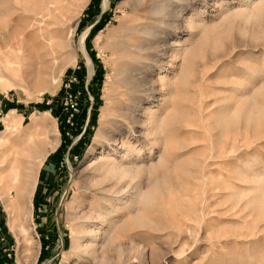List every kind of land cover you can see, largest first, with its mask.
I'll list each match as a JSON object with an SVG mask.
<instances>
[{
	"label": "rangeland",
	"instance_id": "rangeland-1",
	"mask_svg": "<svg viewBox=\"0 0 264 264\" xmlns=\"http://www.w3.org/2000/svg\"><path fill=\"white\" fill-rule=\"evenodd\" d=\"M35 1L0 0V42ZM124 1L72 0L44 49L0 53V264H264V0H193L142 106L162 133L143 110L108 142Z\"/></svg>",
	"mask_w": 264,
	"mask_h": 264
},
{
	"label": "bare ground",
	"instance_id": "bare-ground-1",
	"mask_svg": "<svg viewBox=\"0 0 264 264\" xmlns=\"http://www.w3.org/2000/svg\"><path fill=\"white\" fill-rule=\"evenodd\" d=\"M71 1H35L32 6V15L26 17L28 22L24 28L20 31L11 29L0 42V53L9 57L8 66L15 62L18 64L25 59L26 42L30 43V39L32 40L34 36H36L35 39H38V41L33 40L36 42L35 46H39L40 48L38 47V49L41 51V48L44 49L56 37V33L61 32L60 29H56L55 33H53L50 29L51 32L46 33L48 35L46 37L44 34L45 26L41 25L46 24V19L53 17L56 11H59L62 16H66L68 12H71V7L68 6ZM193 3V0H125L118 6V10L122 11L123 14L122 26L114 35V39L109 46L111 57L114 60V87L112 88V98L106 120L107 126L100 130L101 132L99 133L100 137H103L106 141H115L116 134L124 133L131 125L138 122L136 115H142V113H139L143 110L144 113L150 115L149 118L152 122L155 121L152 128L155 133V139L158 138V133H162L166 120L156 118L155 110L148 106H145V108L142 106L144 102H150V99L163 100L164 102L160 93H163L164 87L169 85V78L167 79V76L163 74H158L156 79H153L152 76L154 71L158 69L157 66L166 63L167 59L170 58L169 60L173 62L178 58L179 54L174 52L175 47L169 43V40L178 35V31L181 29V20L184 17L182 13L187 8L193 7ZM47 23V25H50L53 22ZM188 24L191 28L193 27L191 21ZM32 49L35 53L36 49ZM81 49L85 50L83 41L81 42ZM88 64L93 70V64L90 59H88ZM128 151L131 150L129 149ZM119 167L116 162L107 158L98 165L97 169L103 171L107 176H118ZM122 173L120 175H124ZM29 176V174L26 175V177ZM13 181H16V178ZM18 188L17 195L13 196V198L21 206L23 198L21 195L26 192L27 182L21 184ZM261 191L264 196V181L261 182ZM10 193L12 194V191ZM90 248L92 249V247Z\"/></svg>",
	"mask_w": 264,
	"mask_h": 264
}]
</instances>
